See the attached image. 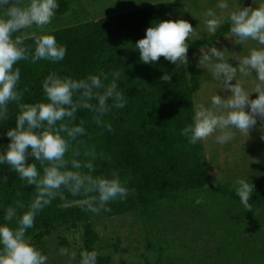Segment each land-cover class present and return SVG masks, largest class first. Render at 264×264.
<instances>
[{
  "label": "clouds",
  "instance_id": "1",
  "mask_svg": "<svg viewBox=\"0 0 264 264\" xmlns=\"http://www.w3.org/2000/svg\"><path fill=\"white\" fill-rule=\"evenodd\" d=\"M139 4L141 0H134ZM239 7L229 13L230 37L236 44L256 42V47L237 60L235 66L225 59L223 52L211 46L204 54L202 64L208 67L212 77L221 84V91L211 97L210 107L197 104L192 121L181 130L190 144H197L216 133V143L225 144L232 140L229 129L247 132L257 119L264 121V3ZM58 0H0V120L7 118L8 105L15 102L18 114L14 126L5 135L6 146L0 150V165L7 164L35 192L27 203L17 201L8 206L0 221V264H49V258L35 247L27 237V231L34 227L36 216L54 199H65L64 191L71 196H82L79 206L92 214L108 212L107 205L117 199L123 201L129 196L127 181L116 171L108 175H93L91 160L79 159L80 152L72 149V142L86 134L84 121L75 123L80 110L91 112L94 123L111 131L105 117L112 109H123L126 96L118 85L119 73L108 76L88 75L83 79L61 77L50 73L41 84L46 102L20 103L22 93L18 90L20 71L14 66L21 60L31 58L33 63L46 60L62 61L66 47L58 44L54 35L27 33L25 30H43L50 24L58 9ZM227 0H218L216 9L227 10ZM205 30L214 34L224 18L214 9L204 13ZM151 22L145 34L135 43L142 63L152 65L160 57L172 64L189 62L187 43L193 34L192 25L183 19H160ZM25 32L23 36L14 35ZM34 41V49L25 45V40ZM255 74L260 82L254 91H245L237 82V74ZM162 81L170 76L164 74ZM235 81V83H232ZM256 93L255 98L250 93ZM71 153L69 156L68 154ZM94 159V151L84 154ZM29 157L37 163H29ZM234 190L240 203L251 210L248 201L254 191L252 183L239 178ZM202 201L196 199L195 203ZM60 255L67 257L68 264H97V252L61 248Z\"/></svg>",
  "mask_w": 264,
  "mask_h": 264
},
{
  "label": "trees",
  "instance_id": "2",
  "mask_svg": "<svg viewBox=\"0 0 264 264\" xmlns=\"http://www.w3.org/2000/svg\"><path fill=\"white\" fill-rule=\"evenodd\" d=\"M73 2L58 0L54 17L69 13ZM169 18L174 19L171 4L159 1L39 33L54 35L58 44L66 47L64 59L58 63H33L29 58L14 66L20 71V103L46 102L41 82L50 73L83 79L103 72L108 76L105 83L111 82L113 73H119L118 85L126 96V106L112 109L105 117L111 131L98 127L91 112L78 111L75 123L83 120L86 134L72 142V149L80 152V160H91L95 167L93 175L118 172L127 181L129 196L110 202L108 212L92 214L79 206L82 196L73 197L64 191V200L57 197L36 216L34 227L27 231L28 238L38 242L59 227L81 224L79 252L96 251L97 264H111L108 256L97 251L99 234L90 219L93 215L125 214L163 199L173 200L181 192L201 189H215L223 198L240 203L234 188L211 184L203 141L193 145L181 135V130L192 121L194 95L202 84L195 55L223 38L230 25L224 23L214 34L190 41L187 65L172 64L164 57L152 65L142 63L135 50L136 41L144 36L151 22ZM25 45L35 47L31 39L25 40ZM164 74L170 76L168 82L162 81ZM17 114V104L10 103L7 118L0 120V150L8 143L5 132L14 126ZM87 151H94V159L84 155ZM28 162L37 163L39 168L33 158L29 157ZM34 192L35 188L26 185L7 164L0 165V221L8 206L17 201L27 203ZM248 204L251 210L240 203L248 216L264 207V189L252 194ZM59 245L69 247L61 240ZM145 264L149 262L145 260Z\"/></svg>",
  "mask_w": 264,
  "mask_h": 264
},
{
  "label": "rangeland",
  "instance_id": "3",
  "mask_svg": "<svg viewBox=\"0 0 264 264\" xmlns=\"http://www.w3.org/2000/svg\"><path fill=\"white\" fill-rule=\"evenodd\" d=\"M159 1H169L174 20L183 19L192 25L193 34L187 43L211 35L204 27L207 19L204 13L208 9L216 10L224 23H228L229 13L242 6L241 0H227V10L216 9L218 0H141L139 4L134 0H77L74 17L69 14L57 17L43 30L34 26L25 32L39 34L58 29L62 27L60 24L96 20ZM254 3L259 5L264 0H254ZM250 6H254L253 3ZM230 35L229 31L195 55L202 84L194 95V109L197 104L210 107L211 97L216 93L226 94L210 69L202 64L203 54L215 46L224 50L225 59L235 66L237 60L257 46L254 41L238 45ZM236 80L249 92L260 83L254 73H238ZM256 95L250 93L251 98ZM228 131L233 138L225 144L216 143L215 136L220 133L203 141L210 182L234 188V182L243 178L252 183V194L258 193L264 189V121L257 119L248 133L236 129ZM196 199L202 202L197 204ZM90 219L99 234L97 251L108 256L111 264H145V260L149 264H264V207L248 216L238 201L223 198L215 189L185 191L173 200L163 199L147 208L120 215H93ZM81 233V224L68 225L52 230L38 242L29 239L48 256L49 264H68L67 257L60 255L63 247L59 240L79 253Z\"/></svg>",
  "mask_w": 264,
  "mask_h": 264
},
{
  "label": "crops",
  "instance_id": "4",
  "mask_svg": "<svg viewBox=\"0 0 264 264\" xmlns=\"http://www.w3.org/2000/svg\"><path fill=\"white\" fill-rule=\"evenodd\" d=\"M76 1H77V0H74V2H73V6H72V8H71V10H70L69 13H67V14H65V15L56 16V17H54L53 19H55V18H57V17H65V16H67L68 14L71 15L70 17H74V16H73V13L75 12V10H74V6H75V4H76ZM28 2H29V0H21V3H22V4H27ZM53 19H52V20H53ZM52 20H51V21H52ZM85 21H87V20H85ZM82 22H83V21H82ZM60 23H61V22H60ZM77 23H80V22H77ZM72 24H76V23H72ZM69 25H71V24H69ZM60 26L65 27V26H68V25L63 26V25L60 24ZM60 28H61V27H60Z\"/></svg>",
  "mask_w": 264,
  "mask_h": 264
},
{
  "label": "water",
  "instance_id": "5",
  "mask_svg": "<svg viewBox=\"0 0 264 264\" xmlns=\"http://www.w3.org/2000/svg\"><path fill=\"white\" fill-rule=\"evenodd\" d=\"M252 3V0H244L241 7H249Z\"/></svg>",
  "mask_w": 264,
  "mask_h": 264
}]
</instances>
